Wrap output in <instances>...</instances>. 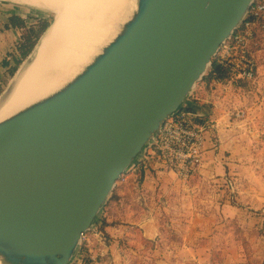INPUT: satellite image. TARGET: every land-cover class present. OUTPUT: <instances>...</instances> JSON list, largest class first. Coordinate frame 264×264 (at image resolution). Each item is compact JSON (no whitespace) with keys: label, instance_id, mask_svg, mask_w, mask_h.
<instances>
[{"label":"water","instance_id":"obj_1","mask_svg":"<svg viewBox=\"0 0 264 264\" xmlns=\"http://www.w3.org/2000/svg\"><path fill=\"white\" fill-rule=\"evenodd\" d=\"M253 1L132 0L116 36L78 76L0 122L1 264H71L118 181Z\"/></svg>","mask_w":264,"mask_h":264},{"label":"rangeland","instance_id":"obj_2","mask_svg":"<svg viewBox=\"0 0 264 264\" xmlns=\"http://www.w3.org/2000/svg\"><path fill=\"white\" fill-rule=\"evenodd\" d=\"M2 10H15L28 26L36 25L38 19L51 25L55 20L52 12L7 0H0V13ZM255 52L259 64L255 81L228 80L215 85L204 79L209 67L191 96L202 105L212 125V103L218 101L223 115L224 109L230 111L227 119L245 127L234 135L235 143L241 145L239 153L227 152L235 159L234 170L226 178L233 189L223 181L197 175L182 182L157 157L141 156L145 166L137 163L124 174L105 208L122 201L126 219L151 221L156 236L149 239L141 229L131 233L123 264H264V35ZM7 73L6 80H1L0 96L15 76ZM238 112L245 114L238 117Z\"/></svg>","mask_w":264,"mask_h":264},{"label":"bare ground","instance_id":"obj_3","mask_svg":"<svg viewBox=\"0 0 264 264\" xmlns=\"http://www.w3.org/2000/svg\"><path fill=\"white\" fill-rule=\"evenodd\" d=\"M7 1L52 12L55 20L0 100V122L68 85L116 36L132 7V0Z\"/></svg>","mask_w":264,"mask_h":264},{"label":"built area","instance_id":"obj_4","mask_svg":"<svg viewBox=\"0 0 264 264\" xmlns=\"http://www.w3.org/2000/svg\"><path fill=\"white\" fill-rule=\"evenodd\" d=\"M263 35L264 0H254L240 25L223 42L213 60L228 71L229 81L253 82L256 80L259 64L255 49L260 36ZM211 81L215 85L222 82L216 78ZM192 93L181 109L163 124L141 155L157 157L177 179L185 182L191 179L204 161L207 131L212 126V121L202 105L191 98ZM244 114V112H238L237 116L242 117ZM141 156L136 163L146 162L141 159ZM95 223L82 237L80 247L73 259L76 261L75 264H91L96 261V257L92 255L86 257L82 253L89 233H100Z\"/></svg>","mask_w":264,"mask_h":264},{"label":"crops","instance_id":"obj_5","mask_svg":"<svg viewBox=\"0 0 264 264\" xmlns=\"http://www.w3.org/2000/svg\"><path fill=\"white\" fill-rule=\"evenodd\" d=\"M13 14L19 15L15 10H8L7 12L2 10L0 13L2 17L0 21V84L2 83L1 80H6L8 75L7 67L3 63L15 53L14 50H17L16 45L22 37L21 30L7 29L5 27L9 17ZM212 104L213 108L211 111L214 125L207 131L204 161L200 169L193 174L189 181L197 175L203 179L223 181L227 183L226 185L229 188L233 189L231 181L229 179L226 180V178L231 175L230 170H234L233 161L235 159L228 156L227 152L233 151L235 154V151H237L239 153L241 145L235 143L234 135L235 133L240 135L241 131L238 128L244 130L245 127L240 122H231L230 119H227L226 115L230 114V111L227 113L226 109H224L226 115H223L221 112L223 108H221L218 101H214ZM124 207H126L125 204L119 201L118 203H112L107 209L103 208L101 213L102 225L100 223L97 226L100 233L90 232L88 241L83 245L82 253L84 256L92 255L96 257V261L91 264H123L126 254L130 250L129 244L132 239L130 234L137 229L143 230V234L149 239H153L156 236L155 227L151 221L137 222L126 219L121 211Z\"/></svg>","mask_w":264,"mask_h":264},{"label":"trees","instance_id":"obj_6","mask_svg":"<svg viewBox=\"0 0 264 264\" xmlns=\"http://www.w3.org/2000/svg\"><path fill=\"white\" fill-rule=\"evenodd\" d=\"M50 26L51 23L44 19H38L36 25L28 26L26 21L19 15L13 14L9 17L8 23L5 25V27L7 29H18L22 32L21 41L17 47V51L12 54L8 59H6L3 63L4 66L7 67V70L11 76L15 75L19 66L31 54L37 43L40 41L41 37L44 35V33L48 30ZM210 68L211 69H209L208 75H206L204 79L206 78V80L209 81L214 78L219 79L221 81L229 80L230 77L228 71L218 65L216 61L212 62ZM145 163L146 162H142V164L140 165L141 168L145 166ZM113 196L114 195L110 196L108 202L114 198ZM100 223L102 225V222Z\"/></svg>","mask_w":264,"mask_h":264}]
</instances>
